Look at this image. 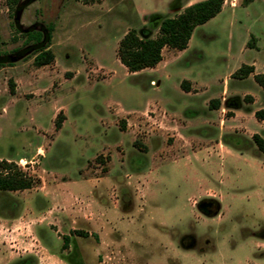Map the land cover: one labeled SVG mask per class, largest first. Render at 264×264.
Listing matches in <instances>:
<instances>
[{"label": "rangeland", "instance_id": "374dc122", "mask_svg": "<svg viewBox=\"0 0 264 264\" xmlns=\"http://www.w3.org/2000/svg\"><path fill=\"white\" fill-rule=\"evenodd\" d=\"M199 1L0 0V160L34 180L0 191V264H264V123L238 100L264 109V95L229 79L240 115L210 111L261 62L245 46L264 43V0L225 6L154 68L116 54L130 29L153 38ZM49 24L54 60L36 68L22 33Z\"/></svg>", "mask_w": 264, "mask_h": 264}, {"label": "trees", "instance_id": "16d2710c", "mask_svg": "<svg viewBox=\"0 0 264 264\" xmlns=\"http://www.w3.org/2000/svg\"><path fill=\"white\" fill-rule=\"evenodd\" d=\"M225 0H202L186 6L180 13L172 17H164L158 26V34L151 37H140L135 29H130L119 40L117 58L130 73L139 72L146 68H154L162 60V49L184 50L191 38L194 29L215 17L222 9ZM253 0H242V5H247ZM52 25L44 27H31L23 30L24 44L27 50L33 51L32 64L36 68L49 65L54 60V55L48 49L51 40ZM17 57L21 51L16 49ZM8 57L0 54V68L11 65ZM250 67H241L237 73L248 74ZM255 82L264 89V75H255ZM183 90L187 87L181 85ZM61 116V115H60ZM256 119L264 121V110L254 113ZM60 123H57L59 126ZM252 140L257 150L264 156V138L258 134L252 135ZM34 185V180L26 176L13 162L0 160V191L26 190ZM69 239L64 237V244Z\"/></svg>", "mask_w": 264, "mask_h": 264}, {"label": "crops", "instance_id": "0c3cea01", "mask_svg": "<svg viewBox=\"0 0 264 264\" xmlns=\"http://www.w3.org/2000/svg\"><path fill=\"white\" fill-rule=\"evenodd\" d=\"M256 1L257 0H253L252 2H250L249 4L244 6V5H242V3L236 5L235 2L234 3H230L229 5H227V2L225 0L224 4L222 6V9L225 6H228L229 8H231L235 12L238 8H248V7L252 6ZM191 4H193V3H188V4L184 5L180 9L179 13L186 6H189ZM263 4H264V1H263ZM259 40H260L259 38L255 37V36H252L250 38V42L246 44L245 50H248V52H252L253 50H256V52H258V53L260 52L259 50L261 48H263V50H264V43L263 42H259ZM163 50H164V48L162 49V51ZM162 58H163V56H162ZM259 62H256V60L254 59V60H251V62H249V63L242 64L231 75H229V77L226 78L224 86H223L222 91H221V94L219 96H217L215 99L213 98V100L211 102L212 108L210 109V111L211 112H216L219 109H222L224 111L225 110L228 111L229 117L225 119L226 123H231L233 120H235L240 115V112H239L240 110H239V108H237L238 104H237V101H236L237 100L236 96H235V99H233V97H229L228 96L229 95V87H228L229 86V79L236 81L237 84H240L241 81H244V80L249 79V78H251L255 82V80H254V76L255 75H264V54L262 56L261 62L260 63ZM243 66L250 67L252 70L250 72H248V74H239V73H237V71ZM190 82L192 83V86H193L194 83L192 81H190ZM255 84H257V83L255 82ZM185 86L187 87V91L184 90L185 93L186 94L192 93V92H190L188 84L185 85ZM257 86L260 88L262 94L264 95V89L261 86H259L258 84H257ZM195 94H197V93H195ZM239 95L240 96H238V100L242 101V103L246 106L247 110L251 111L253 116H254V113L256 111L261 110V109H251V108H249L251 105H253L256 102L257 97L252 96L249 93H243V94H239ZM262 110H264V109H262ZM258 121L261 122V123H264V121H261V120H258ZM222 122H223V120L221 121V124H222ZM253 134H256V133H253ZM3 221H5V219H3ZM2 225L5 226V223L2 222Z\"/></svg>", "mask_w": 264, "mask_h": 264}]
</instances>
